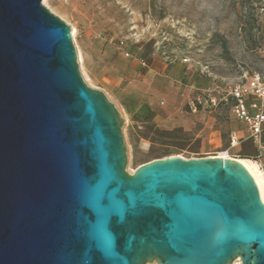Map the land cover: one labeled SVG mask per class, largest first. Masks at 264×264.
<instances>
[{
  "label": "water",
  "instance_id": "obj_1",
  "mask_svg": "<svg viewBox=\"0 0 264 264\" xmlns=\"http://www.w3.org/2000/svg\"><path fill=\"white\" fill-rule=\"evenodd\" d=\"M125 124L65 21L0 0V264H264V194L241 159L131 173Z\"/></svg>",
  "mask_w": 264,
  "mask_h": 264
},
{
  "label": "rangeland",
  "instance_id": "obj_2",
  "mask_svg": "<svg viewBox=\"0 0 264 264\" xmlns=\"http://www.w3.org/2000/svg\"><path fill=\"white\" fill-rule=\"evenodd\" d=\"M262 2L42 0L71 27L85 82L123 112L131 173L153 160V150L185 158L228 152L264 170V149L251 140L232 145L243 129L231 101H221L246 74L264 71ZM149 112L156 126L182 128L187 139L143 138Z\"/></svg>",
  "mask_w": 264,
  "mask_h": 264
},
{
  "label": "built area",
  "instance_id": "obj_3",
  "mask_svg": "<svg viewBox=\"0 0 264 264\" xmlns=\"http://www.w3.org/2000/svg\"><path fill=\"white\" fill-rule=\"evenodd\" d=\"M259 13L264 15V0ZM262 34L264 35V30ZM229 100L235 117L246 125L248 131L246 138H240L233 132L232 145L251 140L258 150L264 149V71L246 74L243 80L230 86L227 94L221 98V101ZM197 110V105L191 106L192 112ZM233 264H240V260H235Z\"/></svg>",
  "mask_w": 264,
  "mask_h": 264
},
{
  "label": "trees",
  "instance_id": "obj_4",
  "mask_svg": "<svg viewBox=\"0 0 264 264\" xmlns=\"http://www.w3.org/2000/svg\"><path fill=\"white\" fill-rule=\"evenodd\" d=\"M151 113V116L148 118V120H150V122H148V124H146L145 126V130L141 131V135L143 138L149 139L153 145L155 144H165L168 138H172L175 140H186L187 139V134L183 131L182 128H175L173 130H165V129H161L158 126H156L153 122H151V119L154 116V112H149ZM154 156L153 159H157V158H163V157H167L169 154L168 150H164L163 152H157L156 154V150L154 151Z\"/></svg>",
  "mask_w": 264,
  "mask_h": 264
},
{
  "label": "bare ground",
  "instance_id": "obj_5",
  "mask_svg": "<svg viewBox=\"0 0 264 264\" xmlns=\"http://www.w3.org/2000/svg\"><path fill=\"white\" fill-rule=\"evenodd\" d=\"M220 156L223 157H231L229 153L223 152L219 153ZM241 161L245 164V166L249 169V171L252 173L254 176L257 185L261 189V191L264 194V170L261 169L260 164L252 159H241Z\"/></svg>",
  "mask_w": 264,
  "mask_h": 264
},
{
  "label": "crops",
  "instance_id": "obj_6",
  "mask_svg": "<svg viewBox=\"0 0 264 264\" xmlns=\"http://www.w3.org/2000/svg\"><path fill=\"white\" fill-rule=\"evenodd\" d=\"M241 129H243V130H241V132H239V134H238L237 131H234V132L237 134L238 137L246 138L248 136V131H247L246 125L244 123H242V122H241Z\"/></svg>",
  "mask_w": 264,
  "mask_h": 264
}]
</instances>
